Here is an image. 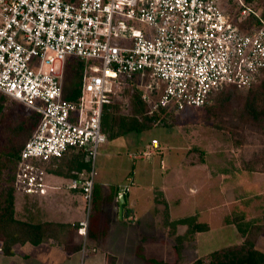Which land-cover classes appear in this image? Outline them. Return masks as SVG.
Returning <instances> with one entry per match:
<instances>
[{
  "label": "built area",
  "instance_id": "2783aa9c",
  "mask_svg": "<svg viewBox=\"0 0 264 264\" xmlns=\"http://www.w3.org/2000/svg\"><path fill=\"white\" fill-rule=\"evenodd\" d=\"M72 58L85 62L76 101L62 97L65 64ZM144 73L149 80L141 84L140 95L149 113L182 114L204 107L226 86L249 87L264 76V17L257 3L0 0V92L39 114L20 151L17 194L44 195L49 187L44 164L66 152L85 155L89 169L79 184H70L80 187L84 205L76 227L82 236L81 264L95 161L106 141L103 107L121 99ZM122 101L128 102L127 95ZM158 149L152 139L133 158Z\"/></svg>",
  "mask_w": 264,
  "mask_h": 264
},
{
  "label": "crops",
  "instance_id": "0c3cea01",
  "mask_svg": "<svg viewBox=\"0 0 264 264\" xmlns=\"http://www.w3.org/2000/svg\"><path fill=\"white\" fill-rule=\"evenodd\" d=\"M262 5L257 8L262 9ZM143 82H146L145 76L138 75L132 88L141 91ZM146 145L147 143L142 145L140 150ZM260 150L263 154L255 156L254 152L258 153ZM255 151L253 149L245 154L246 161L233 160L231 166L220 168L223 194H232L226 197V201L230 206V203L233 204L222 217V221L234 229L238 239L220 249L241 245L249 237L254 248L264 253V231L261 228L264 223V135L260 147ZM72 153L83 154L74 151L69 152L68 156L73 155ZM85 161L88 163L86 157ZM162 162L161 160L160 168L165 169ZM45 170V182L49 187L44 195L33 197L18 194L17 197L31 201L39 200L41 219L44 221L77 224L84 218V205L80 187L71 188L70 184H79L82 173L86 170L74 177ZM152 171L151 168L150 172ZM126 179L131 185H123L110 177L97 180L95 175L93 190L96 198L89 217L87 254L82 264H190L212 252L196 254L194 259L182 263L185 261L183 257L186 243L193 241L195 235L209 231V223L195 220L207 223L208 229L192 231V224L182 221L192 215L175 216L167 200L162 203L161 188L156 187L153 181L132 185L135 179L131 176ZM119 192L124 194L121 217ZM144 192L147 194L144 195ZM74 239L80 244L79 249L75 251H67L54 239L48 238L38 244H18L14 247L12 255L4 256L9 259V264H81L82 236L77 233Z\"/></svg>",
  "mask_w": 264,
  "mask_h": 264
},
{
  "label": "rangeland",
  "instance_id": "374dc122",
  "mask_svg": "<svg viewBox=\"0 0 264 264\" xmlns=\"http://www.w3.org/2000/svg\"><path fill=\"white\" fill-rule=\"evenodd\" d=\"M255 1L258 7L261 4L264 7V0ZM143 75L145 81L149 80L148 74ZM125 97L126 92L117 100V104L124 103L122 99ZM246 97H250L248 90L220 89L204 107L176 115L170 126L131 131L113 139L107 137L98 149L95 161L97 180L110 177L123 185H131L126 179L131 176L135 179L132 185L153 181L156 187L161 188L162 203L167 200L175 216L192 215V221L209 223V231L195 235L193 241L186 243L185 261L182 263L194 259L196 254L201 255L238 241L234 229L222 221L233 204L230 203V206L226 201L232 194H223L220 168L231 166L233 160L246 161L245 154L253 149L255 151L263 141L264 130L239 114ZM1 103L0 149L7 142L6 127L29 113L24 105L7 97ZM127 108L118 107L117 115L126 113ZM152 139L159 142L160 152L144 158H133L136 151ZM262 154V150L254 152L255 156ZM161 160L165 169L160 168ZM10 171L6 169L1 176L0 191L8 184ZM14 208V216L18 220L47 222L41 219L39 200L15 196ZM2 254L0 251V264H9V259Z\"/></svg>",
  "mask_w": 264,
  "mask_h": 264
},
{
  "label": "trees",
  "instance_id": "16d2710c",
  "mask_svg": "<svg viewBox=\"0 0 264 264\" xmlns=\"http://www.w3.org/2000/svg\"><path fill=\"white\" fill-rule=\"evenodd\" d=\"M260 11L264 17V7ZM84 72V61L77 58L66 61L62 87V97L64 99L69 101L78 100ZM224 88L248 90L250 97H246L243 101V108L239 114L244 116L245 119L247 118L248 122L264 130V76L246 88L238 89L233 86ZM126 94L128 95L127 103L117 104V100H115L112 104L103 107L101 117L102 131L109 139L118 138L131 131L141 132L150 127L170 126L173 123V118L176 115H167L163 109L149 113L147 105L141 99L139 90L127 88ZM6 97L13 100L0 92V115L3 113V104L1 102ZM118 107L121 109L128 107V111L117 115ZM38 122L39 114L29 109V113L10 123L6 127L7 129L3 128L7 130V142L0 149V180L4 171L8 168L11 169L7 179L8 184L0 191V251L4 255H12L14 247L18 244L26 242L38 244L48 238L54 239L67 251L79 249L80 244L74 239L75 235H77L76 227L78 223L65 224L49 221L36 223L31 220H18L14 216V200L15 196L18 195L15 171L20 151L25 142L32 136ZM68 154L69 152H66L62 157L54 158L44 164L45 169L66 177H74L81 171L89 169V164L85 161L83 154L72 153L73 155L70 154V156ZM95 198L93 190V207ZM182 221L192 224V231L208 229L207 223L192 221L191 217ZM261 228L264 231V223ZM190 264H264V253L256 250L251 238L248 237L241 245L214 250L203 257L197 258Z\"/></svg>",
  "mask_w": 264,
  "mask_h": 264
},
{
  "label": "water",
  "instance_id": "95a60500",
  "mask_svg": "<svg viewBox=\"0 0 264 264\" xmlns=\"http://www.w3.org/2000/svg\"><path fill=\"white\" fill-rule=\"evenodd\" d=\"M123 203H124V194L121 193L118 196V204H119V216H122V211H123Z\"/></svg>",
  "mask_w": 264,
  "mask_h": 264
}]
</instances>
